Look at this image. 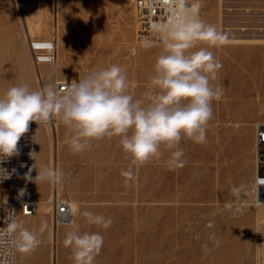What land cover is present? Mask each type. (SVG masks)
<instances>
[{
  "label": "rangeland",
  "instance_id": "obj_1",
  "mask_svg": "<svg viewBox=\"0 0 264 264\" xmlns=\"http://www.w3.org/2000/svg\"><path fill=\"white\" fill-rule=\"evenodd\" d=\"M193 1L200 19L229 39H264V0ZM24 5L0 0V95L23 83L32 90L71 83L115 64L127 73L128 91L143 97L163 43L142 46L133 0H47L41 36L57 39L58 60L39 66L28 47L32 25ZM201 47L208 45L197 42L189 52ZM208 50L222 64L211 83L224 94L212 102L206 141L181 140L182 167H169L171 151L164 145L158 156L135 162L115 136L92 140L85 151L74 153L73 132L59 119H54L57 132L52 123L49 134L39 126L37 169L57 166L63 172L58 196L74 203L76 217L56 226L49 206L40 202L33 215L21 216L19 222L26 220L46 244L31 252L27 264H40L41 255L53 264L55 254L57 264H74L64 245L74 229L103 236L94 264H264V205L254 188L256 125L264 123V41L229 40ZM259 152L264 153V144ZM259 170L264 174V162ZM55 186L37 180L38 199L48 193L47 199ZM9 195L10 188L0 186V199ZM84 211L112 223L108 228L89 224ZM42 220L48 226L40 233Z\"/></svg>",
  "mask_w": 264,
  "mask_h": 264
},
{
  "label": "clouds",
  "instance_id": "obj_2",
  "mask_svg": "<svg viewBox=\"0 0 264 264\" xmlns=\"http://www.w3.org/2000/svg\"><path fill=\"white\" fill-rule=\"evenodd\" d=\"M155 30L163 50L156 58L155 75L148 90L140 99L128 91L131 82L127 73L115 64L66 84L62 93L54 84L39 90H32L27 83L9 87L0 95V162L19 156L18 143L29 132L30 123L40 126L59 119L73 132L70 147L74 153L85 151L92 140L115 136L135 162L144 163L158 156L160 146L164 145L171 151L169 167H182L185 161L183 149L179 148L181 140L188 138L198 144L206 141L208 124L213 117L212 102L224 94L222 87L211 83L222 64L208 49L227 44L229 37L199 19L198 5L186 6L185 0H175L167 22L157 24ZM197 42L207 44L208 48L189 52ZM142 46L151 47L152 42L145 39ZM36 154L29 153L35 163L23 178L60 185L63 172L47 165L37 169ZM33 169L37 171L34 180ZM9 178L11 173L0 168V181ZM239 191L233 188V193ZM18 195L23 197L25 190L21 189ZM10 212L12 218L7 231L13 235L15 247L25 254L35 251L41 240L16 221L14 210ZM82 215L89 224L103 228L112 223L111 218L90 211ZM47 226V221L42 220L40 233ZM64 245L71 249L74 264H94L102 249L103 236L74 229L66 233Z\"/></svg>",
  "mask_w": 264,
  "mask_h": 264
},
{
  "label": "built area",
  "instance_id": "obj_3",
  "mask_svg": "<svg viewBox=\"0 0 264 264\" xmlns=\"http://www.w3.org/2000/svg\"><path fill=\"white\" fill-rule=\"evenodd\" d=\"M39 1V0H19ZM186 6L197 5L193 0H185ZM137 15V37L139 40L148 39L150 41L162 42L160 35L155 30L156 25L165 23L175 7V0H135ZM199 13V9H198ZM29 49L32 53L33 61L36 65L52 64L57 59V41L48 37H29ZM68 82H56L55 86L61 93L65 90ZM54 121V120H53ZM34 137V140L32 139ZM257 172L254 179V188L259 194V198L264 203V174L260 173V162H264V153L259 152L261 144H264V124L257 126ZM19 156H13L0 162V168H4L11 173V178L0 181V186L10 188V197L0 199V264H16L17 248L14 244L13 235L7 231V225L11 222L12 213L15 211V219L19 222L22 215H31L37 206V181H26L23 177L35 160L29 156L31 151L37 153L38 149V125L30 123L29 132L26 133L18 143ZM37 164V154H36ZM13 169L16 171L13 173ZM33 180L37 171L33 169L31 173ZM25 190V195L19 197V191ZM27 205V206H25ZM75 216V210L70 200L66 197H56L52 202L51 217L55 225L69 223Z\"/></svg>",
  "mask_w": 264,
  "mask_h": 264
},
{
  "label": "bare ground",
  "instance_id": "obj_4",
  "mask_svg": "<svg viewBox=\"0 0 264 264\" xmlns=\"http://www.w3.org/2000/svg\"><path fill=\"white\" fill-rule=\"evenodd\" d=\"M56 1H58V0H56ZM24 2V7L26 8V10H25V13L28 15V17H29V20H30V22L34 25V27L36 28V30H38V31H42V26H43V17H44V14H45V10H46V7L43 5V4H45L46 2H47V0H39V1H23ZM28 2V4H26ZM133 3H134V7H135V10H136V6H135V0H133ZM55 4V3H54ZM59 4V3H58ZM197 4V3H196ZM198 5V4H197ZM53 6V5H52ZM56 7H57V4H56ZM222 8V7H221ZM198 9H199V7H198ZM55 12V11H54ZM54 15V14H53ZM55 16V15H54ZM137 16V15H136ZM54 18V17H53ZM201 18V14H200V10H199V19ZM54 20V19H53ZM56 22V21H55ZM55 24V23H54ZM47 25V24H46ZM57 26V25H56ZM137 26H138V21H137ZM56 28H58V27H56ZM136 34H137V29H136ZM32 37V36H31ZM33 38H36V37H33ZM53 38H55V37H53ZM56 39V38H55ZM139 39V38H138ZM229 40H234V41H243V40H255V41H264V39L262 38H260V39H258V38H255V39H244V37L243 38H240V36H239V38H232V39H229ZM228 40V41H229ZM56 41H57V39H56ZM139 41H143V40H139ZM151 42H156V41H151ZM246 42V41H245ZM158 43H162V42H158ZM28 47H29V45H28ZM57 48H58V43H57ZM30 50V49H29ZM33 59V58H32ZM57 60H58V56H57V59H56V61L54 62V63H52V64H55L56 62H57ZM33 63H34V61H33ZM35 64V63H34ZM43 64H45V63H43ZM36 65V64H35ZM41 65V64H40ZM37 66H39V65H37ZM52 124H53V126L55 125V123H56V120H54V122L52 121L51 122ZM259 124H264V123H262V122H259L257 125H256V135H257V126H259ZM44 125V124H43ZM48 126V125H47ZM38 130H39V126H38ZM56 132H57V126H56V130H55ZM50 133V127H48V130H47V134H49ZM256 172H257V150H258V148H257V140H256ZM51 159V158H50ZM51 163V162H50ZM51 166V165H50ZM55 168H57V166H55ZM36 194H37V188H36ZM58 194H59V189H58V186L56 185L55 186V190H54V192H53V194H52V191H51V193L49 194V196L47 197V199H45V200H43V199H38V196H37V201H38V203H37V206H38V204H39V202L42 204V205H44V204H46V205H48L49 206V211H51V208H52V202H53V200L56 198V197H59L58 196ZM10 197V196H9ZM8 197V198H9ZM7 198V199H8ZM59 198H61V197H59ZM5 200V199H4ZM71 202V201H70ZM72 203V202H71ZM262 203V202H261ZM37 206H36V210H37ZM72 206H73V208H74V210H75V216H74V218H73V220L71 221V222H69V223H65V224H70V223H73V221L75 220V217H76V209H75V207H74V203H72ZM44 207V206H43ZM36 210L31 214V215H33L35 212H36ZM46 210V209H45ZM48 210V209H47ZM46 210V211H47ZM44 213V212H43ZM23 216H30V215H23ZM61 225H64V224H61ZM56 226H59V225H56ZM58 234H59V231H57L56 230V237L58 236ZM258 239V238H257ZM255 241V240H254ZM16 263H17V253H16ZM58 263V260H57V255L55 254V258H54V264H57Z\"/></svg>",
  "mask_w": 264,
  "mask_h": 264
},
{
  "label": "crops",
  "instance_id": "obj_5",
  "mask_svg": "<svg viewBox=\"0 0 264 264\" xmlns=\"http://www.w3.org/2000/svg\"><path fill=\"white\" fill-rule=\"evenodd\" d=\"M23 3H24V2H23ZM25 10H26V8L23 7V14H24V16H27L28 21H29V25H32L31 28H30V26H29V29H30L29 34H31L32 36H33V35H38V36L42 37V36H41V32H42V31H38V30H36V28L34 27V25L30 22L28 15L25 13ZM57 56H58V53H57ZM49 124H50V123H49ZM47 125H48V124H47ZM47 125H43V124H42V126H43V128L46 130V132H47L48 127H49V126H47ZM56 125H57V122L55 123L54 126H56ZM54 126H53V127H54ZM39 131H40V130H38L37 162H38V151H39ZM50 131H51V129H50ZM37 168H38V166H37ZM52 194H53V192H52ZM47 195H48V193H47L46 195L40 197V198H41V199H44ZM9 196H10V195H9ZM22 216H23V215H22ZM36 223H37V220L34 222V224H36ZM23 226H24L25 228H27V229L29 228V226H28V222H27L26 220L24 221ZM57 231H58V230H57ZM45 246H46V244L44 245V247H45ZM40 247L44 248V247L42 246V242H41V244H40ZM34 255H35V254H34V253H31V252L25 254V253H21V252L17 251V257H19V260H17V263H16V264H27L28 259L31 258V257H33ZM40 258H41V260H40V264H47V263H46L47 261L45 260V258H44L43 255H41ZM53 264H54V263H53Z\"/></svg>",
  "mask_w": 264,
  "mask_h": 264
}]
</instances>
